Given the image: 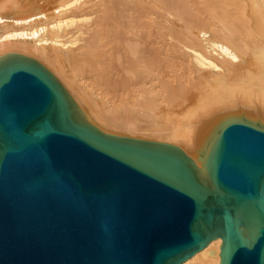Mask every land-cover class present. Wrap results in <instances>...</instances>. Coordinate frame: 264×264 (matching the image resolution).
Returning <instances> with one entry per match:
<instances>
[{"label": "water", "instance_id": "1", "mask_svg": "<svg viewBox=\"0 0 264 264\" xmlns=\"http://www.w3.org/2000/svg\"><path fill=\"white\" fill-rule=\"evenodd\" d=\"M223 239L264 264V131L213 128L204 183L184 147L84 124L38 64L0 67V264H180Z\"/></svg>", "mask_w": 264, "mask_h": 264}, {"label": "bare ground", "instance_id": "2", "mask_svg": "<svg viewBox=\"0 0 264 264\" xmlns=\"http://www.w3.org/2000/svg\"><path fill=\"white\" fill-rule=\"evenodd\" d=\"M38 64L105 136L184 147L264 131V0H0V67ZM217 237L180 264H223Z\"/></svg>", "mask_w": 264, "mask_h": 264}]
</instances>
